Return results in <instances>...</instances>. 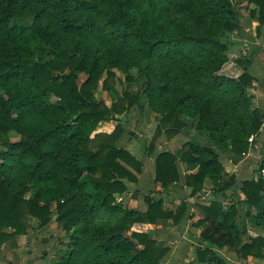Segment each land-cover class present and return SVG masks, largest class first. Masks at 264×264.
Wrapping results in <instances>:
<instances>
[{
  "label": "trees",
  "instance_id": "obj_1",
  "mask_svg": "<svg viewBox=\"0 0 264 264\" xmlns=\"http://www.w3.org/2000/svg\"><path fill=\"white\" fill-rule=\"evenodd\" d=\"M235 1L0 0V248H18L19 237L49 226L55 212L69 241L45 264H160L169 246L133 226H180L195 199L193 227H204L199 263L229 264L220 252L226 246L242 259L264 258L263 236L243 239L248 226L264 232V152L257 179L228 174L221 162L254 150L264 125L248 92L254 78L221 75L226 34L239 28ZM241 1L264 27V0ZM116 71L130 83L133 71L143 78L147 110L158 118L146 154L162 191L146 197L144 213L128 205L144 163L119 147L125 129L116 118L140 97L111 94L107 105L94 93L100 82L111 92ZM79 74L87 76L80 87ZM112 122L111 134L97 133ZM185 128L199 136L175 153L157 151L159 138ZM208 183L212 198L199 201ZM171 187L191 192L171 206Z\"/></svg>",
  "mask_w": 264,
  "mask_h": 264
},
{
  "label": "rangeland",
  "instance_id": "obj_2",
  "mask_svg": "<svg viewBox=\"0 0 264 264\" xmlns=\"http://www.w3.org/2000/svg\"><path fill=\"white\" fill-rule=\"evenodd\" d=\"M235 5L238 9L239 17L241 18L242 16L244 17V21L246 19H252L255 20L258 23V20L255 18L251 17L250 11L254 8L252 5L249 6L246 2H243L241 0H236ZM241 15V16H240ZM259 26V23H258ZM260 27V26H259ZM239 28H240V23H239ZM238 28V29H239ZM261 28V27H260ZM237 29V30H238ZM259 29V28H258ZM236 32V30L234 31ZM227 33L226 35V40L230 44V36L234 33ZM78 85L79 87L84 83V80L87 79V76L85 74H79L78 75ZM131 76L134 79V82L130 83L126 80V75L116 71V78L109 81L108 85L111 89V92L106 91L103 87V82H100L98 87L95 89L94 93L95 96L99 100H103L107 105H111V94L115 95H122L124 92H129L134 95H139L140 97V103L139 105L135 106L131 111L128 113H125L121 116H117L116 118L118 119V122L121 123L124 126L125 131L121 133V138L119 140L118 145L119 147L125 148L128 150L132 155L136 156L139 160H146L147 155V147L154 141L155 135L157 133V123H158V118L152 116L151 112L147 110L146 106V100L143 95V86H144V80L141 79V76L137 74L136 71H133L131 73ZM54 101L56 99L54 98ZM118 122H112V123H103L99 126L97 133H106L107 131H112L114 126L116 127ZM113 125V128L112 125ZM156 124V126H155ZM189 133L195 134L194 128H188L187 129ZM108 133V132H107ZM106 133V134H107ZM180 135L171 145L172 151H179L182 149L183 144L187 141L195 140L198 136L194 135ZM201 137V136H200ZM164 136L158 139L156 141L157 146L159 147L160 151H165L168 147L167 145L162 142L164 141ZM175 138V137H174ZM203 145L207 144L205 140V136L201 137ZM166 139V138H165ZM170 147V148H171ZM257 151V150H256ZM257 155L255 152L253 156ZM244 158V157H243ZM148 159V158H147ZM221 161L224 164V167L226 169L225 172L228 174H236L239 179H248V178H258L259 174L256 171V166L258 165V160H247L245 162H242V160H238L237 162L230 160L227 156L223 155L221 156ZM146 165V162H145ZM147 167V166H146ZM239 170H236V169ZM153 179L149 178L148 183L149 187L152 188L154 185V182H152ZM131 188V187H130ZM133 189V188H132ZM141 189V188H140ZM212 185L209 183L205 186L203 193L201 194L202 197L198 199L199 201L202 202H207L212 198L213 191H212ZM135 198L138 196H142L141 198L146 199V197H157L155 190L148 191V192H142L139 193V191L135 192ZM183 191L179 190L178 193ZM151 193V194H150ZM232 193V192H231ZM229 193V194H231ZM168 195L166 201L169 200V196L175 197V195ZM176 194V193H175ZM211 194V195H210ZM205 195V197H203ZM208 195V196H206ZM134 198V199H135ZM176 198V197H175ZM241 198L243 196L241 195ZM180 199V198H179ZM175 200H178L176 198ZM173 200L174 202H176ZM232 200V199H231ZM231 200L227 201L231 203ZM196 202V201H194ZM225 202V203H227ZM193 214V218L191 221H186L184 225H182V228H188L189 231H192V239L195 242V245L190 246L185 244V240H180L181 236L177 235V231L170 229H176L175 226H172L171 222H165V223H158V224H150L152 226H156L155 230L157 232H161L160 234L157 235V238L154 237V239H158V243L163 246H169L170 251L166 258L160 263V264H201L197 261V246L198 241L197 237L200 236L202 231L204 230V227L201 228H196L193 227V223L198 221L200 218V214L196 213ZM52 222L49 224V226H46L43 229L40 228H29L28 231V238H27V243H26V250H31L36 252V257L37 260H42L41 255H49L48 260L53 261L55 259H58V252L66 249L68 245L69 238L66 235L65 231H62L59 226L56 223V213L54 212L52 215ZM103 220L107 221H113V218H109L108 216L104 215ZM238 223L240 222V219H237ZM184 222V221H183ZM181 222V224L183 223ZM37 225L36 219H31L30 220V227H34ZM37 227V226H35ZM247 233L243 236L244 241H247V236L251 235L253 237H257L258 235L264 237V232L261 230H257L252 228L251 226H248L246 229ZM144 231V230H142ZM154 233V232H153ZM25 235V236H27ZM179 237L177 240L176 238ZM23 238V236H22ZM199 238V237H198ZM19 247V246H18ZM193 248V249H192ZM33 252V253H34ZM221 254L226 258L229 262V264H264V258L258 259L254 257H249L247 259H242L241 254L237 251V249L229 248V247H224L220 250ZM37 262V261H36Z\"/></svg>",
  "mask_w": 264,
  "mask_h": 264
},
{
  "label": "crops",
  "instance_id": "obj_3",
  "mask_svg": "<svg viewBox=\"0 0 264 264\" xmlns=\"http://www.w3.org/2000/svg\"><path fill=\"white\" fill-rule=\"evenodd\" d=\"M239 23H240V28L236 30V32H234L230 36V50L228 52L229 62L222 69L221 75L230 77L233 79L235 78L239 79L238 77L242 76L247 71V73L251 76V78H254V82L252 86L248 89V92L254 96L255 106L264 111V27L260 28L258 26V23L252 19L251 20L246 19V21H244L243 16L241 18L239 17ZM151 114L155 118L157 117L155 114L153 113ZM111 128H113V125ZM114 129H115V126L113 128V131ZM187 129L188 128H185L179 135H177L175 138L171 140H168L166 136H164L166 139L164 138V141L162 142H164L167 145L166 147L168 148L166 150L175 153L176 151H172L171 145H173L174 141L180 135L188 136L192 134V133H189ZM194 131H195V134L199 136L195 128H194ZM107 132H106L107 134L112 133V131H107ZM195 134H192V135L196 136ZM256 140H257V145L255 146L254 150H252L248 155L244 156V158L241 159L242 162H245L247 160H252V161L258 160L259 162L261 160L262 153L264 152V125L261 129L259 137ZM157 151L160 152L159 147L157 148ZM255 152L257 153V155L253 156ZM145 156L148 158V159L146 158L147 161L141 160L144 163V173L138 176L139 182L137 184L130 185L131 187L130 189L132 191L134 190L135 192L139 191V193H142L145 191L148 192L151 190L152 192L153 190H155V192L158 190L162 191L160 185H157V186L153 185L152 188L149 187L148 180L149 178L153 179L155 175V161L152 158H149L147 155ZM145 162H146V165H145ZM257 167L258 165L256 166V168ZM180 168L182 171L181 173L184 176L185 175L184 166L180 165ZM236 170H239V169L237 168ZM243 180H246V179H243ZM179 190H182L184 194H182V192L178 193ZM190 192L191 191L188 189L183 190V189H180L179 187H176V188L171 187L169 191L165 192V196L167 199L168 195H171L172 193H174L173 195H175V197L178 198V200H175L176 199L175 197L169 196V200L167 201L168 204H170L171 206H174L177 203H180V200L182 198H186L190 194ZM141 197L142 196H138L135 199L134 198L131 199L128 204L129 208L134 209L138 212H142V213L146 212L148 209V205H147L146 200L144 201V199ZM201 197L202 195L200 196V198ZM203 197H205V195ZM173 200H175L176 202H174ZM194 201L195 199L189 200L188 216L183 220L184 222L182 221L183 223L180 226H175L176 229H170L172 230L171 232H173V230H176L177 235L181 236V238L177 237L176 239L185 240V244H187V246L188 245L194 246L195 242L192 239V235H191L192 231H189L188 228H185V229L182 228V225H184L187 220L191 221V215L195 213V210L193 208ZM196 213H199V212L196 211ZM155 227L156 226H152L150 224H135L132 230L134 232H154L153 236L157 238V235L160 234L161 232H157L155 230ZM28 236L29 235L27 236L23 235V238L22 236L18 238L19 247L16 249L10 248L8 244H3L0 248V253H1L0 254L1 255L0 264H45V263H51V262L53 263V261L57 260L55 259L53 261L52 260L49 261L48 260L49 255H46V256L41 255L42 260L41 261L37 260L36 252L31 251V250H26L25 245L27 243Z\"/></svg>",
  "mask_w": 264,
  "mask_h": 264
},
{
  "label": "built area",
  "instance_id": "obj_4",
  "mask_svg": "<svg viewBox=\"0 0 264 264\" xmlns=\"http://www.w3.org/2000/svg\"><path fill=\"white\" fill-rule=\"evenodd\" d=\"M252 141V140H251ZM262 174H264V171L262 172Z\"/></svg>",
  "mask_w": 264,
  "mask_h": 264
}]
</instances>
